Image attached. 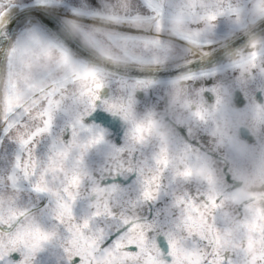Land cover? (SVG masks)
Listing matches in <instances>:
<instances>
[{
	"label": "clouds",
	"instance_id": "clouds-1",
	"mask_svg": "<svg viewBox=\"0 0 264 264\" xmlns=\"http://www.w3.org/2000/svg\"><path fill=\"white\" fill-rule=\"evenodd\" d=\"M161 2L160 31L129 22L144 0H96L93 18L66 0L42 10L69 13L57 27L0 36V264H264L248 227L264 224V0ZM183 4L196 14L177 27ZM32 27L46 39L21 56ZM34 224L39 247L10 242Z\"/></svg>",
	"mask_w": 264,
	"mask_h": 264
},
{
	"label": "snow or ice",
	"instance_id": "snow-or-ice-1",
	"mask_svg": "<svg viewBox=\"0 0 264 264\" xmlns=\"http://www.w3.org/2000/svg\"><path fill=\"white\" fill-rule=\"evenodd\" d=\"M145 7L151 13V15H137L136 17L130 18L129 22L136 24H153L157 31H160L163 26V21L165 19V11L162 5L161 0H144ZM89 6L73 7L70 9L71 16H85L93 18L96 15L95 7L96 0H89ZM66 0H24L23 4H17L15 0H4L3 3H0V36L4 38L9 37V30L16 26L17 24L24 25L29 18H33L32 22L35 23L36 20L40 21L47 27L55 28L61 22V15H68L69 13L64 12L57 14L55 16H48L43 13L44 9H63L66 8ZM264 10V9H262ZM196 13L193 8H190L187 4L179 5L177 8L172 11L169 15L173 23L179 27L184 23L185 16H193ZM209 19L213 18L211 16ZM204 19V17H201ZM82 38L89 41L97 47L98 50H103L102 42L98 40L95 36L84 31L82 28L78 29ZM18 42H23V47L20 50V55L23 56L24 52L27 51L33 45H40L45 37L42 36L40 31L36 27H32L30 30L22 31L20 36L17 38ZM113 44L120 48L121 52L124 55H131V48L135 47L134 38L131 37H121V36H112L110 37ZM145 43H149L145 41ZM58 48L52 42H48V49ZM13 52H16V48L13 47L12 51L9 53V71L8 79L10 88L14 89L15 85L12 83V64H11V55ZM110 55V52L108 53ZM60 63L63 66H68L70 64V58L66 52L61 51ZM77 76L83 80H95L96 73L95 71L89 70L87 68L81 69L77 72ZM97 88L100 87L99 84L95 85ZM11 103V99H9ZM140 131V129H137ZM251 231H264V224L253 221L249 226ZM49 237L44 233L38 224L30 225L23 233L18 234L17 237L10 241L15 244L17 242L23 243L26 246L28 242L31 241V247L33 249L39 247L41 241L48 240ZM255 241L249 242V247H253ZM132 247L131 242L128 245ZM115 249L118 251L126 246L121 243L119 240L114 243ZM142 252V249L140 250ZM128 255V253H125ZM140 252H136L133 256V260L139 259ZM103 264H109V262L104 261ZM142 264H154L150 257L143 260Z\"/></svg>",
	"mask_w": 264,
	"mask_h": 264
}]
</instances>
